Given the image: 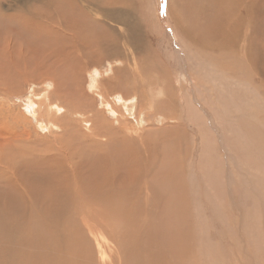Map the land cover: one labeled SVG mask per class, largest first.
<instances>
[{"label":"rangeland","instance_id":"rangeland-1","mask_svg":"<svg viewBox=\"0 0 264 264\" xmlns=\"http://www.w3.org/2000/svg\"><path fill=\"white\" fill-rule=\"evenodd\" d=\"M50 1L0 0V222L7 224L5 220L11 219L20 228V218L25 221L30 217V213L19 217L16 207L14 212L6 209L9 196L14 194L5 185L6 179L17 186L22 179L20 183L28 184L26 189H32L33 196L50 190L58 204L61 195L57 193L62 190L64 196L66 193L62 198L73 203L63 214L67 217L73 210L71 218L67 217L71 220L76 211L74 218L78 220L71 222L78 224L65 223L67 218L60 215L55 227L59 233L62 226L60 235L65 236L58 245L62 252L47 245L62 264L67 260L68 264H264V202L259 205L264 200V193L262 197L259 193L260 171L264 175V0H243L247 19L244 16L232 22L230 7L237 0H193L192 7L185 5L186 12L180 0L99 1L111 12L110 20L102 24L98 15L97 21L82 19L84 27L90 29L86 32L93 35L85 40L88 54L84 49L77 52L95 57V62L88 60L85 67L79 62L73 70L78 73L81 68L79 75L75 73L79 81L63 78L72 81L68 87L57 71L53 77L49 72L55 63L47 60L50 51L64 54L74 46L71 38L53 42L54 31L59 30L52 24L56 20L62 23V13H56ZM208 5L210 17L203 18L206 30L194 21L198 7ZM249 20L245 35L235 33ZM224 31L228 33L224 35ZM96 42L99 53L104 48L109 53L111 46H118L113 48L118 56L102 55L98 63ZM48 77L62 82L59 93L64 88L71 91L73 85L74 92L66 93L70 95L67 105L56 101ZM81 87L90 99L77 98L75 90ZM104 100L111 105L109 110ZM87 101L93 102L89 109L83 105ZM130 105L134 110L130 111ZM96 118L100 126L108 121L120 133L114 135L111 145L100 148L116 175V185L114 190L110 187L108 195L105 193L110 188L101 182L102 167L98 163V171L97 161H91L99 149L85 136ZM56 146L62 148L56 160L72 169L61 170L56 164L49 167ZM88 149H94L95 155L88 154ZM40 154L49 156L48 167L37 164ZM65 181L67 185L62 187L60 183ZM75 182L86 185L77 187L83 200L67 194ZM55 187L62 188L54 191ZM101 194V200L109 199L116 210L99 205ZM84 209L89 228L79 220ZM38 210L32 211L37 214ZM35 220L29 225L35 226ZM92 225L96 231L90 229ZM41 245L38 249L35 245L38 252L33 250L29 256L41 253ZM15 246L6 255L11 259L0 264H18L17 256L28 254L30 245H24L27 250L23 252ZM29 256H25L26 264L59 262L55 256L47 261Z\"/></svg>","mask_w":264,"mask_h":264},{"label":"bare ground","instance_id":"bare-ground-1","mask_svg":"<svg viewBox=\"0 0 264 264\" xmlns=\"http://www.w3.org/2000/svg\"><path fill=\"white\" fill-rule=\"evenodd\" d=\"M41 1V0H40ZM44 1V0H43ZM99 1H101V2H104L105 0H51L50 2H51V4H52V6H53V9H54V11L56 12V13H62L61 15H62V23H64V21H67L66 22V24H62L61 22H57V20H56V22H54L55 24H52V28H54V29H57L58 28V32L56 33V31H54L55 32V36H56V38L54 39V43H55V41H56V39H61V37L64 39V40H67V39H70L71 38V40H72V42L74 43V46H73V48L71 49V50H67V51H63V53L64 54H53V52H51L50 51V53H49V58H47V60L49 59L50 60V62H55L54 63V65L52 66V64H51V67H50V71L49 72H52V74H50V75H52V77H53V75H54V73L57 71L58 72V75L60 76V75H62V77L60 78V80L61 79H65V80H67L69 77L70 78H73V79H77L76 78V74L75 73H77L76 71L75 72H73V70L74 69H76L75 67L76 66H78V64H79V62H81L80 64H81V66H86V65H88L87 63H89V62H86V61H88V60H90L91 62H95V61H93V59H95V57H93V59L92 58H90V57H87V54H88V46L89 45H87L86 43H85V40L87 39V41H88V36H92L93 34L92 33H87L86 31L87 30H90V29H87V27L85 26L84 27V24H83V21H82V19L83 20H90V21H92V20H96L95 19V17H97L96 15H98V16H100L101 18H99L100 19V21H101V23L102 24H105V23H108V21L110 20V11L107 9V6H105V4L103 5V6H101L99 3ZM191 1V2H190ZM180 0V3H181V6L180 7H182L181 9L183 10V11H185L186 12V9H188V8H186V6H190L192 3H193V0ZM215 1H218V0H215ZM221 1V0H220ZM243 0H237L236 1V3H235V5L234 4H232L231 5V7H230V9L232 10V13H233V17L229 20V22H232V21H238V20H240L242 17H244L245 16V18L247 19V16H246V13L248 14V9L247 8H243L244 6H246V5H244L245 3L244 2H246V1H243ZM39 2V1H38ZM61 2V3H60ZM69 4H68V3ZM214 2V1H213ZM225 2V1H224ZM219 4H220V2H218ZM61 4H64L63 6H61ZM208 4V3H207ZM225 4L226 5H229L227 2H225ZM186 5V6H185ZM109 6V5H108ZM195 6V5H194ZM193 6V7H194ZM200 6V5H199ZM220 6V5H219ZM238 6V7H237ZM46 7V6H45ZM100 7V8H99ZM190 7H192V6H190ZM212 7H215V6H212ZM226 7V6H225ZM228 7V6H227ZM226 7V8H227ZM232 7H235L236 9H234L233 10V8ZM15 8H17V7H15ZM67 8H68V10H67ZM206 8H209V5H208V7H205V6H202V7H198V12H196L195 11V14L197 15V17H196V19H195V21H194V23H199L200 24V26H201V28L202 29H206V30H209V28H208V26H207V24L205 23V19H207V18H209L210 16L206 13ZM249 8V7H248ZM1 9V8H0ZM194 9V8H193ZM210 9V8H209ZM10 10H13L12 8L10 9V8H8V10L7 11H10ZM21 10V9H20ZM63 10H67V13L66 12H64ZM201 10H203V13H200V11ZM250 10V9H249ZM95 11V12H94ZM256 11V10H255ZM2 12V11H1ZM48 12H49V10H48ZM209 12V11H208ZM252 12H254V10L252 11ZM3 13H5L4 11H3ZM10 13V12H9ZM54 13V12H53ZM219 13V12H218ZM217 13V14H218ZM256 13V12H255ZM18 14H21V13H18ZM12 15V14H11ZM32 15V14H31ZM58 15V14H57ZM8 16H10V15H8ZM22 16V15H21ZM27 16V15H26ZM199 16H200V18H199ZM10 17H12V16H10ZM33 17V16H32ZM52 17H54V16H52ZM57 17V16H56ZM59 17V16H58ZM203 18H205V19H203ZM43 19V18H42ZM180 19V18H179ZM216 18L214 17L213 18V20H215ZM182 20V19H181ZM55 21V20H54ZM97 21V20H96ZM208 23L210 22V19H208V20H206ZM223 21V20H222ZM31 22V21H30ZM45 22H47V21H45ZM52 23V22H51ZM217 23V22H216ZM235 23V22H234ZM233 23V24H234ZM249 23H251V21L249 20V21H247L244 25H242L240 28H237V30L235 31V33H237L238 35H245L246 34V29H247V25L249 24ZM24 24V23H23ZM211 24V23H210ZM214 24V23H213ZM212 24V25H213ZM232 24V23H231ZM91 25V24H90ZM223 25H225V24H223ZM210 26V25H209ZM233 26V25H232ZM37 27H39V28H41L40 26H37ZM212 27V26H211ZM214 27H215V25H214ZM231 28H229V30H230ZM85 30V31H84ZM126 30V29H125ZM128 30V29H127ZM211 30V29H210ZM199 31V30H198ZM216 31V30H215ZM41 33V32H40ZM196 33V32H195ZM224 33V35H226L228 32H223ZM50 34V33H49ZM108 35V34H107ZM124 37V36H123ZM131 37V36H130ZM221 37V36H220ZM224 37V36H223ZM252 37V36H251ZM129 38V37H128ZM195 38V37H194ZM193 38V39H194ZM60 39H59V42H60ZM93 39H95V38H93ZM251 39V38H250ZM103 40V39H102ZM125 40V39H124ZM221 40V39H220ZM86 41V42H87ZM89 41H91L90 39H89ZM96 41V40H95ZM126 41V40H125ZM195 41H196V39H195ZM195 41H193V42H195ZM52 42V43H53ZM58 42V41H57ZM56 42V43H57ZM63 42V41H62ZM66 42V41H65ZM61 43V42H60ZM64 43V42H63ZM68 43V42H67ZM93 43V42H92ZM97 43V42H96ZM65 44V43H64ZM94 44V43H93ZM221 44V43H220ZM56 45V44H55ZM58 45H60V44H58ZM77 45V46H76ZM91 45V44H90ZM95 45V44H94ZM97 45V51H95V53H96V55H97V58H98V60H97V62L99 63L101 60V58H102V55H103V57H107V58H114V56H118L117 54H118V52H113V51H116V50H113V48H115V49H117L118 48V46L116 47V46H111V47H113L112 48V50L108 53V52H106V50L108 49H106V48H104V49H101V53H99L98 51H99V47H98V43L96 44ZM106 45V44H105ZM224 45V44H223ZM64 46H66V45H64ZM67 46H69L68 44H67ZM218 46V45H217ZM58 47V46H57ZM55 49H56V46L54 47ZM69 48V47H68ZM109 48H110V46H109ZM60 49V48H59ZM85 50L86 51V53L87 54H85V55H83V56H80L79 54H77V52H79L80 50ZM95 49V48H94ZM242 51V50H241ZM38 52V51H37ZM43 52V51H42ZM82 53V52H81ZM122 52L120 51V54H121ZM40 54H41V52H40ZM94 54V53H93ZM39 55V54H38ZM42 55H43V53H42ZM41 55V56H42ZM52 55V56H51ZM40 56V55H39ZM40 58V57H39ZM38 58V59H39ZM41 58H43V57H41ZM119 58V57H118ZM45 59V58H44ZM46 61V60H45ZM49 62V63H50ZM95 65V64H94ZM36 68V67H35ZM34 68V69H35ZM80 68V67H79ZM78 68V69H79ZM86 69V68H85ZM80 70H81V68H80ZM80 70H79V72H80ZM49 72H47V74L49 75ZM54 72V73H53ZM78 72V73H79ZM77 73V74H78ZM83 73V72H82ZM79 75V74H78ZM58 76V77H59ZM45 77H47V76H45ZM56 77V76H55ZM46 79H50L51 80V78H46ZM55 80H51L52 82H53V85H54V88H55V95L57 96V98H56V101H58V102H60V103H63V104H65V105H67L68 104V101H70V100H68L67 99V95H66V93H68V89H65L64 88V92L63 93H59V89L61 88V89H63V86L60 84V83H62V82H59V80H57L56 78H54ZM59 79V78H58ZM63 79V82H65V83H63V84H65V86H67V84H69V83H71L72 84V81L71 82H66L65 80ZM81 79V78H80ZM78 81H79V78L77 79ZM82 80V79H81ZM112 82H114V81H112ZM70 84V85H71ZM79 84H80V82H79ZM59 85H61V87L59 86ZM69 86V85H68ZM67 86V87H68ZM73 86V85H72ZM72 86H70V87H72ZM77 86V85H76ZM79 86V85H78ZM82 86V85H81ZM69 87V89L72 91V88H70ZM74 88H75V86H74ZM80 89L78 88V90H75V91H78L77 92V98H79V99H81V100H83V98L84 97H86V96H84L83 95V88L81 87V90L79 91ZM71 91H69V92H71ZM72 92H74V90L72 91ZM102 93V92H101ZM62 94V95H61ZM63 94H65V95H63ZM86 94V93H85ZM54 95V96H55ZM73 95V94H72ZM75 95H76V93H75ZM84 96V97H83ZM53 97V96H52ZM69 97H70V95H69ZM68 97V98H69ZM76 97V96H75ZM72 98H74L73 96H72ZM86 98H88V97H86ZM88 99H90V98H88ZM88 99H86V100H88ZM125 99V98H124ZM122 100V101H124L125 102V100ZM73 100V99H72ZM54 101V100H53ZM74 101V100H73ZM89 101V100H88ZM87 101V102H88ZM105 101V100H104ZM58 102H56L57 104H58ZM87 102H84L83 103V105L86 107L85 109H89V106H91L92 105V103L91 102H88V104H87ZM123 103V102H122ZM126 103V102H125ZM125 103H124V105H125ZM70 104V103H69ZM47 105V104H46ZM104 105H105V109H110V107H111V105L109 106V104L108 103H106V101H105V103H104ZM78 106V105H77ZM67 109H68V107L67 106H65ZM125 109H127L128 107L127 106H123ZM122 107V108H123ZM91 108V107H90ZM66 109V110H67ZM59 110V109H58ZM113 110V109H112ZM131 110H134L133 108H132V105H130V111ZM89 111V110H88ZM91 111V110H90ZM114 111V110H113ZM93 112H94V110H93ZM91 113V112H90ZM102 113V112H101ZM129 113V112H128ZM85 114V113H84ZM94 114H95V112H94ZM93 114V115H94ZM83 115V114H82ZM91 115V114H90ZM92 115V116H93ZM96 115V114H95ZM101 115V114H100ZM102 116V115H101ZM90 117V116H89ZM95 117V116H94ZM104 118V117H103ZM127 118V117H126ZM93 119V118H92ZM140 120V119H139ZM104 121V120H103ZM61 122V121H60ZM91 123V125L88 127V131L86 130V132H87V134L85 135L86 136V138L87 139H89V141H90V143H92L91 145L92 146H95V147H98V148H96V149H99V150H97V152L96 151H94V149L93 150H90V149H88V151L90 152V153H88V154H90V155H93L94 154V152H96V157H94V160L92 159L91 161H97V165H95V168L97 169V167L96 166H101L102 167V175H104L103 177H102V179H101V182H103L104 183V187H106V186H108L107 188L109 189L110 187L113 189L114 187H115V182H116V180H115V178H116V175L114 174L115 172V170H114V168L113 167H109V165H108V163H107V154H106V152L105 151H103V150H100V148L101 147H106V146H108V145H111L112 143H113V137H114V135H116V134H120L119 132H118V130H115V129H113V127H111V125H110V123L107 121V122H105L104 123V125L103 126H100V122L97 120V118L95 119V121L93 122V121H91L90 122ZM142 123V121L140 120L139 121V124H141ZM65 130V129H64ZM77 133H78V131H77ZM84 133V132H83ZM121 133H123V131H121ZM79 134H80V132H79ZM82 136V135H81ZM119 136V135H118ZM73 137V136H72ZM29 138V137H28ZM27 138V139H28ZM57 138H59V137H57ZM114 139H115V137H114ZM59 140V139H58ZM82 140V139H81ZM28 141H30L29 139H28ZM52 141V140H51ZM86 141V140H85ZM48 143V142H47ZM55 143V142H54ZM125 145V144H124ZM28 146V145H27ZM55 147V146H54ZM26 148V147H25ZM37 148V147H36ZM61 146L60 147H58V146H56V148H55V153H53V155L52 156H50V158H53L54 159V161L50 164V166L49 167H51L53 164H56V165H58L59 166V168H61V170H63V169H65V168H70V169H72L71 168V166L70 165H68V167L67 166H64L65 164H62L61 162H60V160H56V159H58V156H59V154H61ZM94 148V147H93ZM15 150V149H14ZM134 150V149H133ZM9 151V150H8ZM87 151V150H86ZM102 151V152H101ZM14 152V151H13ZM21 152V151H20ZM19 152V153H20ZM137 152V151H136ZM86 153V152H85ZM92 153V154H91ZM95 155V154H94ZM62 156H63V154H62ZM114 156V155H113ZM21 157V156H20ZM39 158V160L37 161V164L39 165V166H41V165H45V167L44 168H46V167H48V165H47V160H49V159H47V157H49V156H46V155H43V154H40L39 156H38ZM60 157H61V155H60ZM88 158H89V156H87ZM91 158H92V156H91ZM63 159V158H62ZM37 160V159H36ZM66 160V159H65ZM33 161V160H32ZM49 162V161H48ZM90 162V161H89ZM89 162L87 163V164H89ZM116 162V161H115ZM262 162H264V160L262 159ZM17 163V162H16ZM98 163H99V165H98ZM104 163V164H103ZM9 164H10V162L9 163H7V165H6V167H7V170L6 171H9ZM103 164V165H102ZM256 164V163H255ZM261 164V163H260ZM18 165H20V164H18ZM93 165H94V162H93ZM93 165H91V167L93 166ZM262 165H263V163H262ZM262 165H260L261 167H259L260 168V170L262 169L263 170V166ZM86 166V165H85ZM113 166V165H112ZM55 167V166H54ZM73 167V166H72ZM79 167H81V166H79ZM2 168V167H1ZM0 168V174H2L1 173V170L3 169H1ZM13 168V167H12ZM25 168V167H24ZM86 168H87V172L88 173H91V172H89V169H88V167L86 166ZM93 168V167H92ZM256 168V167H255ZM14 169H16V168H14ZM18 169V168H17ZM16 169V170H17ZM94 169V168H93ZM93 169H91V171L93 170ZM257 169V168H256ZM12 170V169H11ZM69 170V169H68ZM95 170V169H94ZM98 171H99V169H97ZM97 170H95V173H96V171ZM82 171V170H81ZM86 171V170H85ZM97 171V172H98ZM120 171V170H119ZM40 172V170L38 171V173ZM261 172V174H260V185L262 186V191H259V193H260V197H262V195H263V193H264V175H263V173H262V171H260ZM41 173V172H40ZM45 173H46V170H45ZM83 173H86V172H84L83 171ZM87 173V174H88ZM11 174V173H10ZM42 174V173H41ZM81 174H82V172H81ZM93 174H94V172H93ZM97 175H98V173H96ZM5 175V174H4ZM7 175H8V172H7ZM13 175V174H12ZM12 175H10V176H12ZM15 175V174H14ZM13 175V176H14ZM36 175V174H35ZM44 175V174H43ZM48 175V174H47ZM62 179H65V177H64V175L65 174H63V171H62ZM84 175V174H83ZM6 176V175H5ZM40 176V175H39ZM46 176V175H45ZM2 177V175H0V178ZM7 177H9V176H7ZM94 177H97L96 175L94 176L93 175V178ZM99 177V176H98ZM120 177V176H119ZM40 178V180H41V177H39ZM44 178V177H43ZM43 178H42V180H43ZM130 178V177H129ZM259 178V177H258ZM34 179H35V177H34ZM52 179V178H51ZM72 179V178H71ZM95 179V178H94ZM22 179H20L19 181L20 182H22L21 181ZM37 180V179H36ZM46 180V179H45ZM44 180V181H45ZM75 180V179H74ZM123 180V179H122ZM259 180V179H258ZM18 181V180H17ZM19 182V185L17 186V185H15V183H13V182H11L9 179H6V183H5V185L8 187V186H10L12 189H13V195H11V196H9V198H8V204H7V207H6V209L9 207V208H13V207H16L17 209H18V213H19V217H21V215L22 214H28L29 215V213H30V217H31V221L30 222H32V224L34 225V221H33V218H35L36 220H35V226H32V224H31V226L29 225V221H27V222H25L26 220H29V218L28 219H24L25 221H22L21 220V218H20V222L22 223L23 222V225H21V223H19V225L18 226H20V228H16L15 226H14V222H11L10 220H5V221H7V222H9V223H7L6 224V222L4 223V220H3V222H0V238H2V240H0V242L3 244V246H1L0 247V251L2 252V254L0 253V261H3V262H8L7 261V259L6 258H9L10 256H6L10 251H12L13 249H15V248H17V246H15V245H19V250H21L22 252L23 251H25V250H27V249H23V248H25L24 247V245H26L27 247H28V249H29V251L27 250V252H28V254H26V252H24L25 254H23L24 256H17V259L18 258H20L19 259V262H18V264H20V263H22V264H26V259H25V256H29V252H30V254L33 252V250H34V246L36 245H41V243H42V247L41 248H43V250H44V252L46 251V253H42L43 252V250L41 251V250H39V251H41V253L39 252V254L38 255H33V256H29V257H31V258H34L35 257V260H36V258L37 259H41V260H48V259H53L52 257H54L55 258V260H58L59 262H58V264H62V263H60V261H62V260H60V258L59 259H56V257L58 258V256H56L57 254L56 253H52L53 252V250H51L50 251V247H48L47 245H52L53 247H57L56 249L57 250H60L61 251V248H60V246H58V245H60V243H63V241L62 242H60V240H61V236H62V238L63 237H65V236H63V235H60V233H61V227H60V229H59V233H58V230L57 231H55V227H56V224H57V222H59V216L61 215L62 216V218L63 219H65V218H69L70 217V215L72 214V211H71V214L68 216V214H67V217H64V214H66V213H64L63 214V211H66V210H68L69 208H67V207H72L73 206V203H71L70 201H67L65 198L63 199L62 198V195H63V192H62V190H61V188L63 187V186H65V184L67 185V182L65 181L64 183H60V184H62V187H59L58 189H57V187H55L53 190L54 191H56V189L57 190H61L59 193H57V195L58 196H60L61 195V202H59L58 204L57 203H55V201H57V199H56V195H55V193H53V192H51L50 194H49V191H47L46 193H45V195H42V196H38V197H36V196H33V194L30 192V190H32V189H30V190H28L27 191V189H26V187H29L28 186V184H24V183H20ZM36 182H38V181H36ZM55 182V181H54ZM71 182V181H70ZM81 182V181H80ZM79 182V183H80ZM124 182V181H123ZM133 182V181H132ZM26 183V182H25ZM30 183V182H29ZM57 183V182H56ZM79 183H74V187H73V189H71V191L69 190L68 192H67V194L70 196V193H73V195H74V198L75 197H77V198H81V196L82 195H80V191L78 190V188L79 187H83V186H81V184H79ZM87 183V182H86ZM168 183V182H167ZM18 184V183H17ZM39 184V183H38ZM47 184H49V182H47ZM83 184V183H82ZM89 184V183H88ZM49 185H51V184H49ZM57 185H58V183H57ZM172 185V184H171ZM259 185V186H260ZM86 186V185H85ZM84 186V187H85ZM123 186V185H122ZM2 187V186H1ZM0 187V188H1ZM10 187H8L9 189H10ZM76 187V188H75ZM78 187V188H77ZM83 187V188H84ZM88 187V186H87ZM66 188V187H65ZM70 188V187H69ZM93 188H94V186H93ZM101 188H102V185H101ZM111 188L108 190V193L105 191L106 190V188H105V190H103L104 192H106L105 193V195L107 194H111L112 193V191H111V193L109 192L110 190H111ZM121 188V187H120ZM260 188V187H259ZM29 189V188H28ZM36 189V188H35ZM43 189V188H42ZM49 188H47V190H48ZM64 189V188H63ZM89 189V188H88ZM116 189V188H115ZM40 190V189H39ZM44 190V189H43ZM114 190V189H113ZM116 190H118V189H116ZM102 191V190H101ZM42 192V191H41ZM82 192V191H81ZM93 193H95L94 191H93ZM100 193V192H99ZM37 194V193H36ZM114 194V193H113ZM38 195V194H37ZM8 196V195H7ZM64 196V195H63ZM65 196H66V193H65ZM64 196V197H65ZM84 196V195H83ZM102 196H104L103 194H101V196H100V200H101V198H102ZM30 197V198H29ZM68 197V196H67ZM259 197V198H260ZM69 198V197H68ZM71 198H73V197H71ZM114 198H116V195H115V197ZM1 199V198H0ZM35 199H37L36 201H35ZM56 199V200H55ZM82 199V198H81ZM96 199V198H95ZM117 199V198H116ZM261 199V198H260ZM83 200V199H82ZM65 201V202H64ZM91 201H92V199H91ZM93 201H95L94 199H93ZM4 202H6V201H4ZM259 202H260V200H259ZM264 202V200L263 199H261V202H260V207L262 206L261 205V203H263ZM2 203V202H1ZM85 203V202H84ZM258 203V202H257ZM81 204V203H80ZM86 204V203H85ZM99 205H104V206H107V208L108 209H113V210H116L115 209V206H114V204H112L111 203V201L109 200V199H103V200H101V202L99 203ZM2 206V205H1ZM70 207V208H71ZM78 207H79V204H78ZM84 207V206H83ZM110 207V208H109ZM263 207H264V203H263ZM4 208V207H3ZM36 208V210H38V213L37 214H35L36 213V211L35 212H33L32 210L33 209H35ZM80 208H81V206H80ZM85 208V207H84ZM87 208V207H86ZM94 208V207H93ZM101 208V207H100ZM121 208V207H120ZM5 209V210H6ZM124 209H125V207H124ZM11 210V209H10ZM13 210V212H14V208L12 209ZM69 211V212H70ZM86 211V209H84L83 211H82V213H81V219H79L80 220V223H83L84 225H86L87 226V228H89V226L90 225H88L89 223H88V217H86V213L87 212H85ZM96 211V210H95ZM106 211V210H105ZM110 211V210H109ZM108 211V215H109V213L111 212H109ZM76 211H74V216H76L77 214L75 213ZM123 212V211H122ZM263 212V211H262ZM8 213V212H7ZM9 213H11V212H9ZM77 213H78V211H77ZM92 213H93V211H92ZM97 213H98V211H97ZM96 213V214H97ZM117 213V212H116ZM116 213H114V214H116ZM5 214V213H4ZM80 214V213H79ZM78 214V215H79ZM113 214V215H114ZM1 215V214H0ZM18 215V214H17ZM112 215V216H113ZM3 216V215H2ZM11 216V215H10ZM16 216V215H15ZM74 216H72V219H77L76 217L74 218ZM107 216V215H106ZM4 217V216H3ZM6 217H8V216H6ZM45 218H47V219H45ZM68 218L66 219L67 221H65V223L66 222H71V220H68ZM71 218V217H70ZM78 218H79V216H78ZM102 218V217H101ZM13 219V218H12ZM90 219V218H89ZM96 219L98 220V217H96ZM106 219V218H105ZM108 219V218H107ZM114 219H115V217H114ZM15 220V219H14ZM78 220V219H77ZM94 220V219H93ZM96 221V220H95ZM109 221H111V220H109ZM11 222V223H10ZM18 222V221H17ZM25 222V223H24ZM72 222H75V221H72ZM71 222V223H72ZM102 222V221H101ZM107 222V221H106ZM112 222V221H111ZM60 223V222H59ZM76 223V222H75ZM98 223V222H97ZM107 223H109V222H107ZM114 223V222H113ZM18 224V223H17ZM76 224H78V223H76ZM24 228H23V227ZM29 226H30V228H29ZM37 226V227H36ZM58 226H60V225H58ZM97 226V225H96ZM101 226V225H100ZM108 226H109V224H108ZM27 227H28V229H27ZM95 226L94 225H92L91 227H90V229L91 230H94L95 228H94ZM98 227V226H97ZM36 228V229H35ZM99 228V227H98ZM111 228V227H110ZM63 230V229H62ZM65 230V229H64ZM67 230V229H66ZM97 229H95V231H96ZM111 230V229H110ZM115 230V229H114ZM95 231L93 232L94 234H95ZM63 232H65V231H63ZM111 233V232H110ZM139 233V232H138ZM62 234V233H61ZM65 234H66V232H65ZM28 235V236H27ZM96 236V235H95ZM97 237V236H96ZM95 237V238H96ZM102 238V237H101ZM133 238V237H132ZM120 239V238H119ZM59 241V242H58ZM71 241V240H70ZM104 242V241H103ZM34 243H36L35 245H34ZM133 243H135V242H133ZM31 244H33L34 246L32 247V250L30 251V249H31ZM68 244V246L69 245H71V243L69 244V243H67ZM64 246L66 245V244H63ZM76 245V244H75ZM98 245V244H97ZM158 245V244H157ZM13 246H15L14 248H13ZM67 246V245H66ZM65 246V247H66ZM72 246V245H71ZM38 247L39 246H37L36 248L38 249ZM75 246H73V247H71V251H72V253L75 251H73V249L72 248H74ZM67 249H66V252L68 251V247H66ZM18 249H16V250H14V251H17V253H19L20 251H18ZM40 249V248H39ZM99 249V248H98ZM105 249V248H104ZM103 250V249H102ZM34 251H37L36 249L34 250ZM60 251H58V252H60ZM13 252V251H12ZM38 252V251H37ZM36 252V253H37ZM55 252V251H54ZM62 252V251H61ZM70 252V251H69ZM69 252H68V255H67V253H66V256H67V258H68V256H70L69 255ZM100 252L101 253H103L101 250H100ZM116 252V251H115ZM141 252H142V250H141ZM16 253V252H15ZM15 253L13 254L14 255V259L16 258L15 257ZM113 253H114V251H113ZM119 253V252H118ZM20 254H21V252H20ZM19 254V255H20ZM51 254H55L54 256H52ZM17 255V254H16ZM52 257H51V256ZM63 253L62 254H60L59 256L60 257H63ZM50 256V257H49ZM74 257L76 256V254H74L73 255ZM73 256H72V258H73ZM101 257H102V255H101ZM104 257V256H103ZM80 258V257H79ZM10 259H11V257H10ZM12 259H13V257H12ZM65 260H67V259H65ZM12 261V260H11ZM21 261V262H20ZM34 261V260H33ZM45 261V262H46ZM50 261V260H49ZM49 261H48V263H49ZM68 261V260H67ZM67 261H65L66 262V264H68L67 263ZM29 262V261H28ZM76 262V261H75ZM118 262H119V260H118ZM47 263V264H48ZM64 263V262H63ZM71 263V262H70ZM77 263H79L80 264V262H77ZM163 263V262H162ZM161 263V264H162ZM165 263V262H164ZM33 264H35V263H33ZM50 264V263H49ZM55 264V263H54ZM73 264V263H72ZM75 264V263H74ZM95 264V263H94ZM135 264V263H134Z\"/></svg>","mask_w":264,"mask_h":264}]
</instances>
